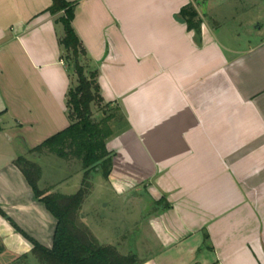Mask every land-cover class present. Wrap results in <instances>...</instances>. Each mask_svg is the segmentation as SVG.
Instances as JSON below:
<instances>
[{"label":"crops","instance_id":"obj_1","mask_svg":"<svg viewBox=\"0 0 264 264\" xmlns=\"http://www.w3.org/2000/svg\"><path fill=\"white\" fill-rule=\"evenodd\" d=\"M66 1L103 102L128 123L106 144L111 193L143 190L169 206L139 225L141 264H264V0ZM188 4L199 42L178 16ZM50 5L0 0V258L10 262L36 259L10 221L47 249L56 227L14 164L36 163L29 151L69 126L73 78Z\"/></svg>","mask_w":264,"mask_h":264},{"label":"trees","instance_id":"obj_2","mask_svg":"<svg viewBox=\"0 0 264 264\" xmlns=\"http://www.w3.org/2000/svg\"><path fill=\"white\" fill-rule=\"evenodd\" d=\"M75 5L66 0H51L47 9L50 15L61 13L57 19L63 28L59 44L63 49V60L73 78L66 96L69 126L29 153L38 156L49 154L64 161L80 163L82 183L73 195L42 191L39 188L41 168L25 157L17 158L15 166L25 177L35 198L56 221L51 248L41 246L12 221L10 223L33 245L32 254L40 264H141L142 261L132 251L122 255L114 246L100 245L79 219L83 202L90 193L91 177L100 175L107 182L111 173L114 155L106 148L108 140L127 129L128 123L118 106L106 104L101 98L97 70L72 27ZM178 16L187 29L194 32L199 42L201 20L194 6H184ZM153 205L155 210L169 207L164 199ZM0 214L5 216L1 210ZM207 239L205 237V241Z\"/></svg>","mask_w":264,"mask_h":264},{"label":"rangeland","instance_id":"obj_3","mask_svg":"<svg viewBox=\"0 0 264 264\" xmlns=\"http://www.w3.org/2000/svg\"><path fill=\"white\" fill-rule=\"evenodd\" d=\"M227 7L225 5L218 10L224 11ZM95 115L98 116V113ZM36 163L42 169V179L39 181L42 191L73 195L80 188L83 179L80 163L64 161L49 154L41 155ZM90 185V193L79 213L82 224L100 245L114 246L122 255L132 251L141 261L140 257L146 254H143V244L139 243V225L154 210L153 200L143 190L126 197H116L100 175L91 177ZM0 264L40 263L32 257L15 262L2 257Z\"/></svg>","mask_w":264,"mask_h":264}]
</instances>
